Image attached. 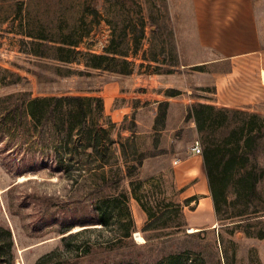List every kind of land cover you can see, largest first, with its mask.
Listing matches in <instances>:
<instances>
[{
	"label": "rangeland",
	"instance_id": "1",
	"mask_svg": "<svg viewBox=\"0 0 264 264\" xmlns=\"http://www.w3.org/2000/svg\"><path fill=\"white\" fill-rule=\"evenodd\" d=\"M164 1L169 13L168 2ZM255 6L258 19L263 23L264 0H256ZM99 9L102 13V8ZM16 31L17 27L11 22L0 26V69L9 70L26 80L10 86L0 84V98L10 94L101 98L94 94L113 81L118 85V95L109 111L120 110L125 115L114 119V126L109 125L110 119L104 115V110L89 116L88 119L92 118L107 130L108 140L100 142L99 154H96L85 149L84 143L64 144L53 135L42 141L33 132L29 121L9 123L7 119L4 123L2 117L11 105L0 102V225L8 227L12 234V264H35L37 259L52 251H57L63 260L73 259L79 251L76 248L110 242L127 232L130 219L136 228L131 234L134 245L128 243L120 250L85 264H96L101 260L152 264L162 261L164 256L178 255L185 264H264V244L246 241V237L242 238L237 232L230 234L225 225L216 224L213 229L189 234L192 227L186 222L183 232L150 242L140 234L157 202L161 207L169 206L170 210L179 204L185 219L196 217L201 219V226L209 225L207 221H211L213 209L211 200L207 199L209 194L202 159L201 155L191 153V147L199 137L194 123L185 121V117L189 105L206 104L215 99V80L202 73L224 74L231 70L230 63L204 67L202 72L181 69L169 77L152 74L155 67L151 65L150 69L143 67L127 78L114 79L105 73L90 78H59L52 70H45L33 58L20 52V37ZM146 34L149 36L148 30ZM109 37V30L104 24L99 25L80 50L100 53ZM147 48L148 44L144 42L143 49ZM251 65L243 64L245 68ZM244 67L241 71H246ZM80 68L71 66L73 70ZM261 72L257 77L254 75V81L253 77L246 80L256 83V94L248 105L237 109L264 117ZM2 76L0 71V79ZM202 77L208 79L203 81ZM170 90L177 94L167 98L165 94ZM163 101L169 104L164 124L156 123L158 104ZM146 150L157 156L146 159L134 176L124 177L131 160ZM59 160L69 165L64 172L57 168ZM181 167L190 169L189 173H180ZM105 180L112 187L104 188ZM135 181L142 182L137 198L148 210L154 208L149 213L134 198L124 205L112 191L116 186L117 192L128 193L129 182ZM189 198L196 201L185 203ZM209 206L211 211H207ZM196 209L200 210L199 214L194 213ZM154 212L160 214L159 209ZM98 215L105 220V229L99 230V225H93ZM262 220L264 223V217ZM61 226H74L68 232L72 235L84 229L96 230L61 243L62 236L58 235ZM135 233L144 240L143 244L136 242Z\"/></svg>",
	"mask_w": 264,
	"mask_h": 264
},
{
	"label": "trees",
	"instance_id": "2",
	"mask_svg": "<svg viewBox=\"0 0 264 264\" xmlns=\"http://www.w3.org/2000/svg\"><path fill=\"white\" fill-rule=\"evenodd\" d=\"M10 22H17L20 52L33 58L45 70H52L59 78H90L99 73L127 78L143 67L150 69L151 65L155 67L152 74L170 75L179 67L174 32L164 0L160 3L157 0H0V26ZM101 23L109 30L107 45L100 53L80 50L93 29ZM144 42L148 44L147 50L143 49ZM72 65L81 68L73 70ZM0 71L3 73L1 86L26 80L9 70ZM176 94L170 90L165 95L169 98ZM4 101L11 108L3 115V122L7 119L9 123L29 121L33 132L42 141L53 135L64 144L84 143L85 149L99 154L100 142L107 139V130L92 118L88 119L91 114L102 112L99 97L10 94L0 98V102ZM167 109V101L159 102L156 123L164 124ZM185 121L196 127L202 149V172L216 223L225 225L230 234L240 232L247 238L263 240L264 117L248 110L193 103L187 108ZM109 125L114 126L111 122ZM155 156L147 150L139 153L125 168L124 177L134 176L146 159ZM57 165L63 172L69 166L60 160ZM108 184L105 180L104 188L112 187ZM141 187L142 182L135 181L129 182L128 193L117 192L116 186L112 191L124 205L134 198L147 213L154 209L152 207L160 210V214H154V209L140 230L143 239L150 242L183 232L187 223L181 206L177 204L170 210L169 206L161 207L157 202L148 210L136 196ZM193 201L196 199L189 198L185 203ZM94 223L100 226L99 230L107 227L100 215L96 216ZM128 223L130 229L113 241L76 248L79 251L73 259L63 260L57 251H52L37 259L35 264H85L120 250L128 243L133 244L131 234L136 228L131 219ZM73 227L59 228L61 243L96 230L84 229L75 235L68 234ZM13 258L11 231L0 225V264H12ZM96 264L141 263L101 260ZM152 264L185 263L178 255L164 256L162 261Z\"/></svg>",
	"mask_w": 264,
	"mask_h": 264
},
{
	"label": "crops",
	"instance_id": "3",
	"mask_svg": "<svg viewBox=\"0 0 264 264\" xmlns=\"http://www.w3.org/2000/svg\"><path fill=\"white\" fill-rule=\"evenodd\" d=\"M167 2L179 67L176 72L166 76L177 74L181 69L192 68L202 72L211 65L230 63L231 70L224 74L206 71L202 73L215 80L213 83L215 99L205 103L230 109L248 105V101L256 94L257 85L246 80L253 77L254 81L259 76L258 72L264 70V22L261 23L256 14V0H167ZM102 24L104 23L100 25ZM14 25L17 27V22ZM104 27L108 29L105 24ZM249 63L252 64L250 68L243 66ZM243 67L246 71H241ZM110 76L114 79L118 77ZM206 77L201 79L204 81L208 79ZM94 95L101 97L104 115L112 124L114 119L125 115L121 114L123 111L120 110L109 111L118 95L116 82H109ZM235 101L237 103H234ZM189 170L181 167L179 171L189 173ZM206 190L208 192L207 187ZM199 211L196 209L194 213L199 214ZM207 211H211L210 206ZM210 220L207 221L209 225L204 227L201 226L200 218L193 217V220L186 218V222L199 231L214 228L217 224L214 212ZM237 233L244 238L242 233ZM245 240L264 244V239L246 237Z\"/></svg>",
	"mask_w": 264,
	"mask_h": 264
},
{
	"label": "bare ground",
	"instance_id": "4",
	"mask_svg": "<svg viewBox=\"0 0 264 264\" xmlns=\"http://www.w3.org/2000/svg\"><path fill=\"white\" fill-rule=\"evenodd\" d=\"M260 78H261V82L264 84V70H262ZM214 227H215V225H214ZM198 231L199 230H197V229L190 228L189 234H195ZM134 237H135V240H136L137 243H139V244H143L144 243V240L141 238V236L138 233H135Z\"/></svg>",
	"mask_w": 264,
	"mask_h": 264
},
{
	"label": "built area",
	"instance_id": "5",
	"mask_svg": "<svg viewBox=\"0 0 264 264\" xmlns=\"http://www.w3.org/2000/svg\"><path fill=\"white\" fill-rule=\"evenodd\" d=\"M201 152H202L201 145L200 142L197 140L193 143L191 147V153L195 156H200ZM174 164H177V162H175Z\"/></svg>",
	"mask_w": 264,
	"mask_h": 264
}]
</instances>
